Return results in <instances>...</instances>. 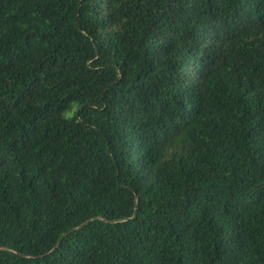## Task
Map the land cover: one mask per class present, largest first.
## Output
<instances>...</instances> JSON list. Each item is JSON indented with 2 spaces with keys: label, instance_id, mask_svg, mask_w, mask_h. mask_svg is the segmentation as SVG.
Wrapping results in <instances>:
<instances>
[{
  "label": "trees",
  "instance_id": "16d2710c",
  "mask_svg": "<svg viewBox=\"0 0 264 264\" xmlns=\"http://www.w3.org/2000/svg\"><path fill=\"white\" fill-rule=\"evenodd\" d=\"M0 264H264V0H0Z\"/></svg>",
  "mask_w": 264,
  "mask_h": 264
},
{
  "label": "rangeland",
  "instance_id": "374dc122",
  "mask_svg": "<svg viewBox=\"0 0 264 264\" xmlns=\"http://www.w3.org/2000/svg\"><path fill=\"white\" fill-rule=\"evenodd\" d=\"M73 107H77V104L74 103V104H73Z\"/></svg>",
  "mask_w": 264,
  "mask_h": 264
}]
</instances>
